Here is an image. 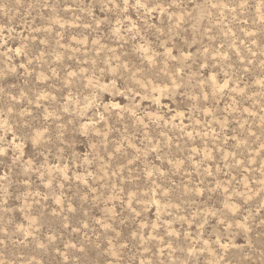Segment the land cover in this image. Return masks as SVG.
I'll list each match as a JSON object with an SVG mask.
<instances>
[{
	"label": "rangeland",
	"instance_id": "obj_1",
	"mask_svg": "<svg viewBox=\"0 0 264 264\" xmlns=\"http://www.w3.org/2000/svg\"><path fill=\"white\" fill-rule=\"evenodd\" d=\"M0 264H264V0H0Z\"/></svg>",
	"mask_w": 264,
	"mask_h": 264
}]
</instances>
